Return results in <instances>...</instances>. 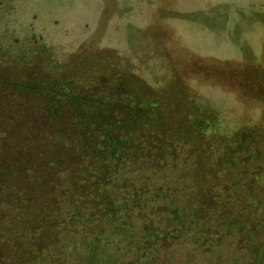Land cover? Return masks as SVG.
Masks as SVG:
<instances>
[{
	"label": "trees",
	"instance_id": "1",
	"mask_svg": "<svg viewBox=\"0 0 264 264\" xmlns=\"http://www.w3.org/2000/svg\"><path fill=\"white\" fill-rule=\"evenodd\" d=\"M79 83L0 76L31 117L0 120V264H262L250 185L263 193V162L236 156L253 141L220 150L200 121L164 123L116 78Z\"/></svg>",
	"mask_w": 264,
	"mask_h": 264
},
{
	"label": "rangeland",
	"instance_id": "2",
	"mask_svg": "<svg viewBox=\"0 0 264 264\" xmlns=\"http://www.w3.org/2000/svg\"><path fill=\"white\" fill-rule=\"evenodd\" d=\"M0 76L10 86L116 78L158 103L164 123L200 121L220 150L243 134L253 145L236 156L263 162V193L255 181L250 196L264 238V0H0ZM24 97L0 96L6 127L21 116L28 127Z\"/></svg>",
	"mask_w": 264,
	"mask_h": 264
}]
</instances>
